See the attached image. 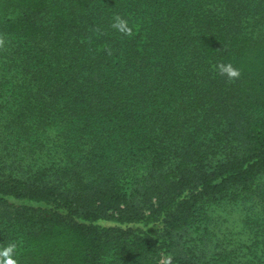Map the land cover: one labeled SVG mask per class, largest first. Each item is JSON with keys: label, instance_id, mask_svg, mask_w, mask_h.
<instances>
[{"label": "trees", "instance_id": "obj_1", "mask_svg": "<svg viewBox=\"0 0 264 264\" xmlns=\"http://www.w3.org/2000/svg\"><path fill=\"white\" fill-rule=\"evenodd\" d=\"M232 202L264 264V0H0V249L193 264L175 237Z\"/></svg>", "mask_w": 264, "mask_h": 264}, {"label": "rangeland", "instance_id": "obj_2", "mask_svg": "<svg viewBox=\"0 0 264 264\" xmlns=\"http://www.w3.org/2000/svg\"><path fill=\"white\" fill-rule=\"evenodd\" d=\"M249 204L232 202L215 206L207 225H203L199 231L188 230L181 238L175 237L176 252L181 253L193 264H247L251 257L250 250L253 249L250 245L251 231L247 221L259 217L258 212ZM100 224L109 225L106 222ZM151 226L141 225L140 229L145 230ZM153 229L159 235L162 234V225L156 224ZM162 264H165L164 259Z\"/></svg>", "mask_w": 264, "mask_h": 264}, {"label": "clouds", "instance_id": "obj_3", "mask_svg": "<svg viewBox=\"0 0 264 264\" xmlns=\"http://www.w3.org/2000/svg\"><path fill=\"white\" fill-rule=\"evenodd\" d=\"M112 28L118 32L126 35L131 34V29L128 27V22L121 18L118 14L112 22ZM217 69L220 74H226L228 78H233L239 75V70L234 68L231 64H217ZM17 245L15 243H9L7 246L0 249V264H18L15 258Z\"/></svg>", "mask_w": 264, "mask_h": 264}]
</instances>
